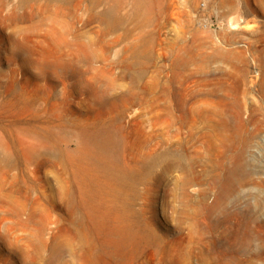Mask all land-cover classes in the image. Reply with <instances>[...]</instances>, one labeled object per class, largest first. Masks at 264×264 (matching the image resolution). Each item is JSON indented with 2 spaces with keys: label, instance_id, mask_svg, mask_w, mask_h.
<instances>
[{
  "label": "rangeland",
  "instance_id": "1",
  "mask_svg": "<svg viewBox=\"0 0 264 264\" xmlns=\"http://www.w3.org/2000/svg\"><path fill=\"white\" fill-rule=\"evenodd\" d=\"M147 2L0 0V264H264V0Z\"/></svg>",
  "mask_w": 264,
  "mask_h": 264
},
{
  "label": "bare ground",
  "instance_id": "2",
  "mask_svg": "<svg viewBox=\"0 0 264 264\" xmlns=\"http://www.w3.org/2000/svg\"><path fill=\"white\" fill-rule=\"evenodd\" d=\"M134 2H135V5H136L138 11H146L147 10V7H148L147 0H134ZM115 9H116V6H113L110 9H108L104 14V17L109 24H115L117 22V16H116ZM224 138H225V136H224ZM93 140L95 141V143L97 144V147H98L99 159L103 160L104 163L108 167H111L115 172H123V169H121L120 166L118 165L119 163H117L115 160H112V157L110 158V156H109L111 152H110L108 146L110 144H112L115 140V137L112 134V132L107 131V130L100 132L93 137ZM225 150H226V148H225ZM220 151H221V149H220ZM163 158L166 161H168L169 167L171 169L176 168V169L181 171L180 178H181L182 184L188 185L192 182V179L189 175L192 172V169H191V166H189L185 163V160H184V159H186L185 155H177V154H175L169 150V151L164 153ZM112 214H113V216H115V218H117V221L114 224L107 226L105 229L107 231V238H108L109 242L112 244L111 245L112 250H114V253H118L119 255L118 254L116 255L114 262L111 264H131V262H133L135 260V257L138 254V251L141 248V246L143 245V243L144 244H145V242L147 243L150 240L151 235L145 234L144 230L143 229L141 230L139 228V226H137L134 223L135 221L132 222L131 220L127 219L126 216H124L120 211L113 209ZM74 215H76V214H74ZM113 220H114V218H113ZM103 223H101V225H100V221H98V219H97L96 228L97 229L101 228V226H103L102 225ZM193 230H195V229H193ZM85 240H86L85 242L88 245H90L89 248H92L90 238L85 236ZM157 247H158V245H157ZM237 250H238V248H237ZM222 253H224L223 257L225 260L237 258V254H234L233 251H230L227 248L223 249ZM240 259H241V257H240ZM98 264H100V263H98Z\"/></svg>",
  "mask_w": 264,
  "mask_h": 264
},
{
  "label": "built area",
  "instance_id": "3",
  "mask_svg": "<svg viewBox=\"0 0 264 264\" xmlns=\"http://www.w3.org/2000/svg\"><path fill=\"white\" fill-rule=\"evenodd\" d=\"M200 1H201V5L205 6V3H206L207 0H200Z\"/></svg>",
  "mask_w": 264,
  "mask_h": 264
}]
</instances>
